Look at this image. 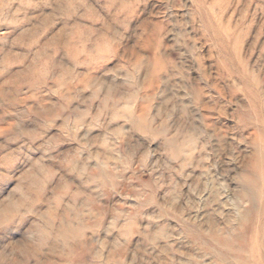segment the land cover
Wrapping results in <instances>:
<instances>
[{"label":"rangeland","instance_id":"1","mask_svg":"<svg viewBox=\"0 0 264 264\" xmlns=\"http://www.w3.org/2000/svg\"><path fill=\"white\" fill-rule=\"evenodd\" d=\"M256 263L264 0H0V264Z\"/></svg>","mask_w":264,"mask_h":264},{"label":"bare ground","instance_id":"2","mask_svg":"<svg viewBox=\"0 0 264 264\" xmlns=\"http://www.w3.org/2000/svg\"><path fill=\"white\" fill-rule=\"evenodd\" d=\"M154 55H156V54H154ZM160 72V71H159ZM246 196H247V194H245ZM245 195H244V197H245ZM252 206V205H251ZM251 213V212H250ZM254 225V224H253ZM226 236V235H225ZM208 239L206 240V241H204L205 243H208V244H211L212 245V247H214L216 250H218L219 251V248L221 247V248H223V244L225 243V241H227V239L226 238H223V237H220V236H218L217 235V233L216 234H214L213 232L211 233V235H209L208 237H207ZM206 239V238H205ZM233 243V242H232ZM226 248V247H225ZM252 249H254V248H252ZM242 253V254H241ZM247 252H245V251H243V250H237V251H234V255L235 256H238V255H243V258H245L244 257V255L246 254ZM248 260H251V254H249V256H248ZM245 261V260H244ZM257 264V263H256Z\"/></svg>","mask_w":264,"mask_h":264}]
</instances>
